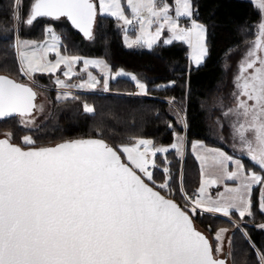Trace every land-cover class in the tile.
Segmentation results:
<instances>
[{"label":"snow or ice","instance_id":"snow-or-ice-1","mask_svg":"<svg viewBox=\"0 0 264 264\" xmlns=\"http://www.w3.org/2000/svg\"><path fill=\"white\" fill-rule=\"evenodd\" d=\"M252 2L261 12L256 39L237 64L231 93L235 105L222 116L229 120L241 154L260 172L246 171L241 159L220 148L193 142L201 183L195 196H189L181 183L180 192L186 201L182 209L155 190L171 191V173L165 167L164 182L157 185L154 181L152 169L158 167L155 157L169 148L156 147L151 139L129 137L130 143L115 148L104 139H76L25 150L10 142L9 133L0 139V264H226L216 258L209 240L196 230L192 216L199 211L231 217L235 212L243 221L253 215L251 195L256 185L261 186L258 203L264 213V55H259L264 52V0ZM126 6L131 16L126 15L122 0H98V7L96 0H30L27 19L21 20L23 0H13V19L31 26L38 18H66L92 39L97 16L113 17L123 22L125 32L134 23L139 26L140 35L135 40L125 37L129 47H152L167 30L170 37L164 43L175 40L188 44L192 62L202 64L208 55L207 29L192 19V0H174V7L167 0H126ZM181 18H187L190 26H182ZM46 33L51 43L16 35L14 48L21 73L55 76L63 65L67 79L56 78L59 88L94 89L99 81L87 71L91 66L105 73L104 91L109 90L110 70L103 60L63 55L61 38L50 26ZM49 53H55V61L48 59ZM230 55L231 51L226 58ZM81 61V71L87 72L88 79L68 83L78 75L74 68ZM131 79L140 94L147 95L146 85L135 76ZM36 97L32 87L0 75V118L18 115L30 123L26 118L37 109ZM69 98H75L70 91L57 96L58 100ZM83 112L94 114L95 108L85 103ZM174 135L170 147L183 156L185 138ZM23 142L35 143L30 136H24ZM225 181L237 183L229 187ZM222 184L224 190L213 198L208 190ZM258 227L264 229V224ZM224 231L217 232V241L222 240ZM221 251L218 243L215 253ZM257 255L264 264V254Z\"/></svg>","mask_w":264,"mask_h":264},{"label":"trees","instance_id":"trees-1","mask_svg":"<svg viewBox=\"0 0 264 264\" xmlns=\"http://www.w3.org/2000/svg\"><path fill=\"white\" fill-rule=\"evenodd\" d=\"M29 3L30 0H23L20 15L28 14ZM192 5L196 20L207 29L208 55L199 66L191 63V49L182 41L171 44L161 41L151 48H126L123 22L113 17L97 16L94 29L97 36L93 41L85 39L64 18H38L28 29H19L21 39L43 42L47 37L46 28L52 27L62 36V53L102 57L112 73L124 70L144 83L148 96L134 95L136 81L128 76L110 79L109 91H104L105 76L93 69L100 78L95 92H75V98L58 100L53 90V112L40 128L25 130L18 122L19 117H14L0 119V130L11 132L18 144L25 135L32 134L36 146L40 147L66 140L101 138L115 148L130 143L129 137L151 139L156 147H167L174 143V133L179 134L185 138V155H178L174 149L167 152L166 158L158 155L156 161L161 168L155 170L154 179L163 183V168L167 167L171 173V191L157 188L183 208L186 201L180 192L181 183L189 194L201 183L200 167L192 152L193 142L203 141L223 148L240 157L246 171L260 172L247 156L237 154L224 142L228 126L222 112L234 103L233 77L238 71V62L256 39L261 12L252 0H192ZM13 11V0H0V72L18 76L20 65L13 45L16 37ZM9 27L11 35H4ZM229 51L231 55L226 58ZM78 66L80 69L82 61ZM34 76L43 85L57 86V74L36 73ZM85 79V74L81 73L70 81ZM85 103L95 108L94 114L83 112ZM176 107L182 110L185 121ZM260 192L261 186L257 185L251 195L253 215L243 221L235 212L231 216L237 222L199 211L193 216L196 224L213 237L214 253L217 232L221 229L229 232L231 264H260L257 252L264 254V229L258 227L264 223V213L258 203Z\"/></svg>","mask_w":264,"mask_h":264},{"label":"rangeland","instance_id":"rangeland-1","mask_svg":"<svg viewBox=\"0 0 264 264\" xmlns=\"http://www.w3.org/2000/svg\"><path fill=\"white\" fill-rule=\"evenodd\" d=\"M96 2H97V7H98V0H96ZM167 2L170 4V5H172L173 7H174V0H172V1H169V0H167ZM122 3H123V5L125 6V11H126V15H129V13L128 12H130V10H128L127 9V6H126V0H122ZM173 15H174V12H173ZM99 16V15H98ZM195 18V14H193V17H192V19H194ZM27 19V15L26 16H23V15H21V20H26ZM195 20H196V18H195ZM189 20L187 19V18H181V25L182 26H185V27H187V22H188ZM197 21V20H196ZM198 23H200L199 21H197ZM200 24H202V23H200ZM205 26V25H204ZM21 28H24V29H28V27H27V25L26 24H24V23H19V22H17V21H15V23H14V29H15V32H16V35L18 34V31H19V29H21ZM52 28V27H51ZM206 28V27H205ZM53 29V28H52ZM54 30V29H53ZM151 31L154 33L155 32V25H153V27L151 28ZM55 32V31H54ZM134 32H135V34L133 35V34H129V33H124V35H123V41H124V46L126 47V48H128V49H139L140 47H146V48H151V47H148L146 44H141V45H137V44H133L132 45V47H129L128 46V44L126 43V41H125V37L127 36L128 37V39L129 40H135L136 39V37L138 36V35H140V32H139V27H137V29L136 30H134ZM11 33H12V31H11V27H9V29H8V31H5V32H3V34L4 35H11ZM56 33V32H55ZM61 39H60V46H61V44H62V36L60 35V34H58V33H56ZM46 38H45V40H47L49 43H51V37L46 33ZM96 32L94 31L93 32V38L91 39L92 41L96 38ZM170 37V33H168L167 32V30H165L164 32H162V34H161V36L159 37V39L152 45V46H154L155 44H157V43H159V42H161V41H165V40H167L168 38ZM24 40H27V39H24ZM29 40V39H28ZM45 40H43V42L45 41ZM88 40H90V39H88ZM30 41H34V40H30ZM175 41V40H174ZM173 41V42H174ZM206 44H207V33H206ZM14 45V44H13ZM252 46V45H251ZM207 48H208V44H207ZM60 51H61V49H60ZM61 54H63V55H68V54H64V53H62L61 52ZM18 55V54H17ZM259 55H264V52H261V53H259ZM190 57H191V54H190ZM207 57V56H206ZM206 57H205V59H206ZM82 58H85V59H94V60H103L107 65H108V69L110 70V71H108V73H107V76H108V83H109V81H110V79H112V77H120V76H117L116 75V73H112L111 72V68H110V65L107 63V61L104 59V58H102V57H82ZM48 59L49 60H52V61H55V59H56V56H55V53H49V56H48ZM205 59H204V61H205ZM190 60H191V58H190ZM204 61L202 62V64L204 63ZM191 63L194 65V66H198V65H196L194 62H192V60H191ZM79 64V63H78ZM78 64L75 66V68H74V71L75 72H77L78 74H81V73H84L85 74V76H86V79L85 80H82V81H79V82H71L70 80H68L67 82L68 83H70V84H79V83H81V82H83V81H86L87 79H88V75H87V72H84V71H81L82 69H83V63H82V66H81V68L79 69V66H78ZM201 65V64H200ZM93 69H96L98 72H100L101 74H104V76H105V73L104 72H102V70L100 69V68H96V67H89L88 68V72H91L92 73V75L94 76V77H96V79L99 81V83H100V78H99V76L96 74V73H94L92 70ZM66 69L64 68V66L63 65H61V69L59 70V71H57L56 72V74H57V77L58 78H60V79H67V78H65L64 76H63V71H65ZM120 72H123V73H125L126 75H121V76H128V77H132V76H134L133 74H131V73H127L126 71H124V70H122V71H120ZM1 73V72H0ZM118 73V72H117ZM1 74H7V73H1ZM7 75H9V74H7ZM35 75V74H34ZM32 76V77H29V76H27V75H25V74H23V73H21L20 72V75H18V76H12V75H9V76H11V77H13V78H15V79H17V80H21V81H25L26 83H29V84H31V85H33L36 89H37V92H38V100H37V111H36V113L34 114V115H32L31 117H28V118H26V119H28V120H30L31 122L30 123H24L23 122V120H22V118H18V122H19V124L25 129V130H28V131H32V130H37L38 128H40L41 126H42V124L48 119V118H50L51 117V114H52V112H53V109H54V100L52 99V95H54L55 96V93H52V91L53 90H55V92H56V94H57V96H58V94H62L63 92H65V91H70L71 93H72V96H73V94L75 93V92H95L98 88H99V83L96 85V87L94 88V89H88V88H85V89H78V88H71V89H62V88H59L58 86H56V87H52V86H47V85H43V84H41L39 81H37L36 80V78H35V76ZM56 77V78H57ZM109 91V90H108ZM119 94H121V93H119ZM126 94H128V93H126ZM129 94H131V93H129ZM133 94H135V95H142V96H148V94L147 95H143V94H140V91H136V92H134ZM52 96V97H51ZM234 105H235V101H234V103L232 104V105H230L229 107H227V108H230V107H234ZM41 106H42V110H40L41 109ZM177 108V110L179 111L178 112V114L180 113V115H181V118L184 120V114H183V112H182V110L180 109V108H178V107H176ZM185 121V120H184ZM225 121H226V125L228 126V128L224 131V133L227 135V136H225L224 138H223V140H224V142L226 143V145L229 147V148H231L232 150H234L237 154H239V155H242L241 154V151H240V146H239V144L236 142V141H234L233 140V136H232V130H231V128H230V124H229V120L227 119V118H225ZM220 129H221V126H220ZM9 133H11V132H8V131H1L0 130V137H2V136H7V134H9ZM25 136H30L32 139H33V136H32V134H27V135H25ZM227 137V138H226ZM10 139L12 140V141H14L15 142V140H14V135L11 133V137H10ZM34 140V139H33ZM35 141V140H34ZM175 142V141H174ZM17 143V142H16ZM21 145L22 146H24V147H31V146H36L37 144H36V142L34 143V144H31V145H28V144H25L24 142H23V138L21 139ZM234 145H235V147H234ZM171 146V145H170ZM170 146H167V148H169V151L170 150H173V149H171V147ZM211 146H213V147H217V146H214V145H211ZM166 154L167 153H158L157 154V156L158 155H162L164 158H166ZM185 155V143H184V149H183V156ZM156 156V157H157ZM245 156V155H244ZM156 157H155V162H156V164H157V168H155L154 169V172H155V170L156 169H158V168H161L160 166H159V164L157 163V161H156ZM237 158H239V159H241L240 157H237ZM164 169V168H163ZM154 172H153V179H154ZM154 181H155V179H154ZM156 182V181H155ZM171 182V179L169 180V183ZM156 184L158 185V184H160V183H157L156 182ZM167 190V189H166ZM169 191V190H168ZM185 191V190H184ZM186 192V191H185ZM188 195L189 196H193V194H189L188 193ZM232 221H234V222H237V221H235L234 219L232 220ZM264 224V223H263ZM209 237L211 238V240H212V236H210L209 235ZM220 244V246H221V248H222V251L220 252V253H216L215 255H216V257H224L225 256V254H226V252H230L231 251V244H230V238H229V232H227V231H224L223 232V234H222V240L221 241H216V246H217V244ZM229 264H231V259H229Z\"/></svg>","mask_w":264,"mask_h":264},{"label":"water","instance_id":"water-1","mask_svg":"<svg viewBox=\"0 0 264 264\" xmlns=\"http://www.w3.org/2000/svg\"><path fill=\"white\" fill-rule=\"evenodd\" d=\"M98 18V17H97ZM64 19H66V18H64ZM70 22V21H69ZM70 24H71V22H70ZM96 25H97V21H96V24H95V26H94V29H95V27H96ZM76 31H78L85 39H88V38H86L85 36H84V34L82 33V32H80L78 29H76V28H74ZM94 29H93V32H94ZM0 75H3V76H6V77H9V78H11V79H13V80H15L17 83H21V84H25V85H27V86H29V87H32L33 88V90L36 92V90H35V88L33 87V86H31V85H29V84H26V83H23V82H21V81H18V80H16L15 78H13V77H11V76H9V75H7V74H1L0 73ZM37 93V92H36ZM38 96V95H37ZM35 103H36V105H37V97H36V101H35ZM36 111H37V109L36 110H34V112H33V114L32 115H34L35 113H36ZM14 117H19L18 115H13V116H11V117H5V118H0V119H9V118H14ZM4 138H6V137H1L0 139H4ZM95 139H101V138H95ZM74 140H76V139H74ZM66 141H71V140H66ZM66 141H63V142H66ZM11 142V141H10ZM63 142H61V143H63ZM12 144H15V145H17V146H20L21 148H23V149H25V150H28V149H30V148H34V147H30V148H25V147H23L22 145H20V144H17V143H13V142H11ZM59 144V143H58ZM57 144H55V145H51V146H48V147H54V146H56ZM41 148V147H40ZM145 182L146 183H148L147 182V180H145ZM150 184V183H149ZM150 186H153L152 184H150ZM155 190H157V191H160L161 192V194L162 195H164L167 199H171V200H173L175 203H177L182 209H183V207H182V205L178 202V201H176L175 199H173V198H170V197H168L167 195H165L161 190H159L158 188H155ZM190 215H191V213H189ZM192 220H193V224H194V227L196 228V230H198L199 232H201L208 240H209V243L213 246V243H212V240H211V238L208 236V234L204 231V230H202L197 224H196V222H195V220H194V218H193V216H192ZM213 249H214V247H213ZM214 255H215V253H214ZM216 256V255H215ZM217 259H224L225 261H226V264H229V253L228 252H226V254H225V256L224 257H216Z\"/></svg>","mask_w":264,"mask_h":264},{"label":"crops","instance_id":"crops-1","mask_svg":"<svg viewBox=\"0 0 264 264\" xmlns=\"http://www.w3.org/2000/svg\"><path fill=\"white\" fill-rule=\"evenodd\" d=\"M129 13V16H131V13L130 12H128ZM125 30V29H124ZM132 32H134V30L133 31H129V30H127V33H129V34H135V33H132ZM124 33H126V32H124ZM28 40V39H27ZM120 71H122V70H119L118 72H120ZM197 142V141H196ZM199 142H202L206 147H209V148H220V147H213V146H211V145H208V144H206V143H204L203 141H199ZM221 150H223V151H225L227 154H230V153H228L226 150H224L223 148H220ZM193 152V151H192ZM193 154H194V156L196 157V155H195V153L193 152ZM231 155V154H230ZM234 156V155H233ZM242 156H244V155H242ZM236 157V156H235ZM237 158V157H236ZM198 161V160H197ZM198 164H199V167H200V162L198 161ZM229 169L230 170H232V166L230 165L229 166ZM200 173H201V167H200ZM236 183L237 182H235V181H225V184L227 185V186H229V187H235L236 186ZM224 184H222V185H220V186H218V187H212V188H210L208 191H209V193L213 196V198H215L216 196H217V194L219 193V192H222L223 190H224ZM257 186V185H256ZM256 186H254V188L256 187ZM200 187V186H199ZM253 188V189H254ZM199 189V188H198ZM197 189V190H198ZM253 192V191H252ZM208 214H211V215H214V216H219V217H223L222 215H220V214H212V213H208ZM223 218H227V219H230V220H233V218H232V216L231 217H223Z\"/></svg>","mask_w":264,"mask_h":264},{"label":"built area","instance_id":"built-area-1","mask_svg":"<svg viewBox=\"0 0 264 264\" xmlns=\"http://www.w3.org/2000/svg\"><path fill=\"white\" fill-rule=\"evenodd\" d=\"M194 20H195V18H194ZM186 24H187V26H190V21H188ZM137 27H139V26L136 25V24L134 23L133 25L128 26V30H134V29H136ZM136 91H139V89L137 88ZM152 171L154 172V169H152ZM148 182H149V181H148ZM150 183H151V182H150ZM196 193H197V192H194V193H193V196H195Z\"/></svg>","mask_w":264,"mask_h":264},{"label":"flooded vegetation","instance_id":"flooded-vegetation-1","mask_svg":"<svg viewBox=\"0 0 264 264\" xmlns=\"http://www.w3.org/2000/svg\"><path fill=\"white\" fill-rule=\"evenodd\" d=\"M17 80V79H16ZM18 81H21V80H18ZM21 82H23V83H26L25 81H21ZM26 84H29V83H26ZM29 85H31V84H29ZM31 86H33V85H31ZM34 87V86H33ZM35 88V87H34ZM35 90H36V92H37V89L35 88ZM37 95H38V92H37ZM37 100H38V96H37ZM38 106V105H37ZM19 118H21V117H19ZM2 137H6L7 138V136H2ZM1 138V137H0ZM10 141L11 142H13V143H16V142H14V141H12L11 139H10ZM18 144V143H17ZM21 145V144H20ZM24 147V146H23ZM31 147H34V148H40V146H31ZM25 148H30V147H25Z\"/></svg>","mask_w":264,"mask_h":264}]
</instances>
